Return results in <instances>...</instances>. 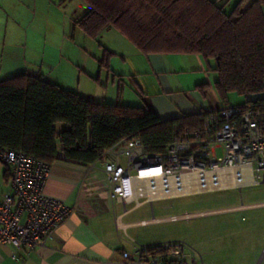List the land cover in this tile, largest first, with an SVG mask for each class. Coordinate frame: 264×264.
Here are the masks:
<instances>
[{
  "label": "trees",
  "instance_id": "16d2710c",
  "mask_svg": "<svg viewBox=\"0 0 264 264\" xmlns=\"http://www.w3.org/2000/svg\"><path fill=\"white\" fill-rule=\"evenodd\" d=\"M73 20L90 38L116 30L142 54L198 55L215 61L213 88L224 108L264 111V0H81ZM116 54L104 49L100 69ZM208 86H202L204 89ZM122 91V89H120ZM138 92V90H137ZM141 95V93H139ZM232 96L242 103L231 105ZM222 108V109H224ZM209 112L162 120L147 107L93 102L32 74L0 81V149L92 165L123 141L139 139L165 154L180 132L203 126ZM65 125L58 130V125Z\"/></svg>",
  "mask_w": 264,
  "mask_h": 264
},
{
  "label": "crops",
  "instance_id": "0c3cea01",
  "mask_svg": "<svg viewBox=\"0 0 264 264\" xmlns=\"http://www.w3.org/2000/svg\"><path fill=\"white\" fill-rule=\"evenodd\" d=\"M5 16L6 13L0 8V28L7 22ZM28 36L27 32L25 41L27 43H29ZM8 37V30L5 34L0 33V59L4 58L1 47L5 50L4 45L9 41ZM121 42L125 41L121 40ZM121 47L119 50L106 47L107 50L122 58L121 66L113 68V100L116 97L119 104L150 108L164 121L225 107L213 88L218 79L217 73L211 70L215 67V61L211 60L210 63H206L198 55H145L127 42L121 43ZM24 53L22 57L25 60L27 51ZM18 64L20 66L10 64L5 67L4 63H1L0 75H11L10 78L20 75H15V71L26 64L25 72L21 74L43 76L45 80L67 89L65 87L68 81L60 80L58 74L55 75L57 69L54 67L47 68L42 63L41 68L36 65L34 69L37 71L32 72L31 66L26 63V60ZM58 65L60 67L59 62L55 66ZM116 76L121 77L118 80ZM73 85H76L75 82ZM202 86L208 87L202 89L200 88ZM78 92L93 102L112 103L104 100L103 96L96 92L90 94ZM237 104H240V101L231 103V105ZM100 168L101 165L93 168L92 165L70 163L65 160L63 155L52 164L45 193L48 197L63 201L68 206L75 208V211L57 228L46 245L39 246L34 251H18L10 245L0 243V264H127L122 257L124 251L131 249L127 235L137 238L141 245L180 240L190 241V245L197 253L198 264H255L259 254L264 252V218L257 214L264 210V200L150 218L147 217L148 212L142 215H138V213L147 207H151L152 213H154L155 204L173 202V200L148 203L136 209L132 206L115 203L110 199L109 181ZM263 187L264 185L258 188ZM12 192L10 168L0 162V198L3 199ZM233 208L237 209L221 213V210ZM172 209L174 207L169 205L162 208L164 212ZM209 211L220 213L192 216L188 218L189 220L174 222L169 220L176 216L195 215ZM232 215L247 216L242 218L243 222L248 223L245 229H238L236 219H233V225L227 224L229 228L233 226V229H228L229 232L227 229L208 230L197 232L193 236H190L189 233H179L170 236L166 234L163 237L144 231L151 227ZM118 218H120L119 222L127 227H118ZM26 219L27 216H23V222ZM154 220H159V222H154ZM143 222L145 223L141 224ZM220 232L229 236L226 242L225 238L221 239L225 236ZM240 252H243L244 256Z\"/></svg>",
  "mask_w": 264,
  "mask_h": 264
},
{
  "label": "built area",
  "instance_id": "2783aa9c",
  "mask_svg": "<svg viewBox=\"0 0 264 264\" xmlns=\"http://www.w3.org/2000/svg\"><path fill=\"white\" fill-rule=\"evenodd\" d=\"M0 162L10 168L13 188L10 195L0 198V243L18 251H34L46 245L75 208L46 195L50 165L32 155L4 149H0ZM99 165L111 187L110 199L134 209L160 202H149L137 186L149 172L148 176L168 181L183 175L206 176L219 171L228 174L233 169H245L246 177L239 185L213 192L206 190L205 195L258 188L264 185V111L250 107L213 110L199 129L180 132L175 128L174 139L165 154L148 153L139 139L123 141L108 149L92 167ZM198 196L203 195L179 199ZM172 200L178 199L166 201ZM236 209H224L221 213ZM23 216H27L25 222ZM177 218L169 220L179 221ZM127 238L131 249L122 254L127 264H198L195 249L186 241L141 245L137 238L130 235Z\"/></svg>",
  "mask_w": 264,
  "mask_h": 264
},
{
  "label": "rangeland",
  "instance_id": "374dc122",
  "mask_svg": "<svg viewBox=\"0 0 264 264\" xmlns=\"http://www.w3.org/2000/svg\"><path fill=\"white\" fill-rule=\"evenodd\" d=\"M237 1L231 0V4L234 5ZM84 7L85 4L81 0H0V8L6 13L5 17L8 22L0 28V33L5 34L6 30L9 33V41L4 45L5 50L1 47L4 58L0 59V64L4 63L5 67L10 64L20 66L18 63L26 60L33 72L37 71L34 69L36 65L41 68L42 63H44L47 68L54 67L57 69L55 75L58 74L60 80L68 81L65 87L66 90H74L72 92L76 93L80 91L84 94L96 92L103 96L104 100L118 103L116 97L113 100V68L121 66L122 58L115 53L116 55L110 62V71L107 69L101 70L99 61L102 59L106 47L119 50L122 48L121 43L127 42L130 44V42L116 30L105 32L96 39L86 36L81 29L74 30L73 20L83 13ZM27 32L29 43L25 42ZM119 39L125 42L120 43L121 40ZM26 51L24 60L22 54ZM58 62L60 67L59 65L55 66ZM24 66L18 71L16 70L15 75L25 72ZM9 76L11 75H0V81L10 78ZM116 77L119 80L121 76ZM74 82L75 86L73 85ZM231 99L240 101V103L243 102L241 98L236 96H232ZM64 126L63 124L58 125V130ZM263 200L264 187L244 190L242 194L239 192H226L158 203L153 207L154 213H152L151 207H147L138 215L148 212L147 217L152 218L153 216L198 212ZM165 205L173 206L174 209L164 212L162 208ZM257 214L264 218V210L257 212ZM243 217L247 216L232 215L195 219L188 222L151 227L144 231L161 236L179 233H189L190 236H193L202 231L233 229V226L229 228V224L233 225V219H236L238 229H245L248 223L243 222ZM220 233L225 236L221 239L225 238L224 241L226 242L229 236L227 237L224 232ZM187 243L190 245V241ZM240 253L244 256L243 252ZM255 264H264V252L259 254Z\"/></svg>",
  "mask_w": 264,
  "mask_h": 264
},
{
  "label": "bare ground",
  "instance_id": "6f19581e",
  "mask_svg": "<svg viewBox=\"0 0 264 264\" xmlns=\"http://www.w3.org/2000/svg\"><path fill=\"white\" fill-rule=\"evenodd\" d=\"M144 175L146 176L137 183V186L141 189V192L146 195V198H149V202H155L190 197L193 195H205L206 190L213 192L214 189H229L230 186H237L240 184V181L244 180L246 171L245 169H233L228 174L219 171L216 173H208L206 176L196 173L192 177L183 175L181 178L175 177L168 181L160 177L155 178L148 176L150 172ZM229 181H231V184H229ZM180 185L181 188H179ZM217 213L220 212L209 211L197 213L195 215H182L176 217H178L177 220H181L192 216H206ZM154 222H159V220H154ZM120 226L127 227L124 226L123 223H120Z\"/></svg>",
  "mask_w": 264,
  "mask_h": 264
}]
</instances>
